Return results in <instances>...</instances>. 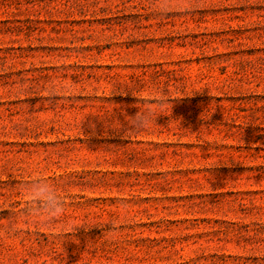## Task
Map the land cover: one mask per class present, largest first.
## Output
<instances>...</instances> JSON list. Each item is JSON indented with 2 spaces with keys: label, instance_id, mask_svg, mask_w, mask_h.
Instances as JSON below:
<instances>
[{
  "label": "rangeland",
  "instance_id": "rangeland-1",
  "mask_svg": "<svg viewBox=\"0 0 264 264\" xmlns=\"http://www.w3.org/2000/svg\"><path fill=\"white\" fill-rule=\"evenodd\" d=\"M158 2L0 0V202L42 170L77 226L17 223L0 264H264V0Z\"/></svg>",
  "mask_w": 264,
  "mask_h": 264
},
{
  "label": "clouds",
  "instance_id": "clouds-1",
  "mask_svg": "<svg viewBox=\"0 0 264 264\" xmlns=\"http://www.w3.org/2000/svg\"><path fill=\"white\" fill-rule=\"evenodd\" d=\"M171 7L169 0H159L154 5L153 11L158 16H165ZM37 91L46 93L40 97L41 103L44 104L54 105L57 101L64 99L57 95L58 85L51 81L46 85L41 84ZM31 92V87L18 89V94ZM125 94H130V92H125ZM170 100L164 90L156 89L151 99L139 101L141 107L134 115H125L123 123L112 119L111 122L105 124V127L133 135L146 131L149 126L156 124V118L161 115L159 110L165 105H170ZM12 179L16 181L15 185L0 202V211L7 210L8 212L7 218H0L6 220V223L0 224V236L7 239L17 236L20 231L16 228L17 223L25 226L31 225L34 228L59 224L62 236L74 231L77 226L67 222V211L70 205L66 202L68 199L66 190L55 178L46 177L42 170H33L27 173V179L23 177ZM125 211H127L126 208ZM106 224L114 230L111 222Z\"/></svg>",
  "mask_w": 264,
  "mask_h": 264
}]
</instances>
